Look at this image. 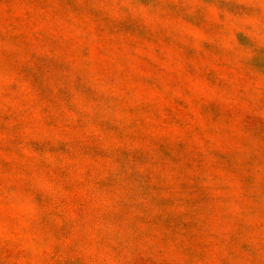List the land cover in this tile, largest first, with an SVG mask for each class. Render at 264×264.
<instances>
[{"label":"rangeland","instance_id":"1","mask_svg":"<svg viewBox=\"0 0 264 264\" xmlns=\"http://www.w3.org/2000/svg\"><path fill=\"white\" fill-rule=\"evenodd\" d=\"M0 264H264V0H0Z\"/></svg>","mask_w":264,"mask_h":264}]
</instances>
